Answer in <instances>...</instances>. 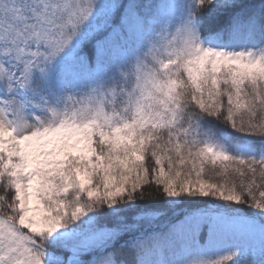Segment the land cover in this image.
<instances>
[{
  "label": "snow or ice",
  "instance_id": "obj_1",
  "mask_svg": "<svg viewBox=\"0 0 264 264\" xmlns=\"http://www.w3.org/2000/svg\"><path fill=\"white\" fill-rule=\"evenodd\" d=\"M0 264H264V0H0Z\"/></svg>",
  "mask_w": 264,
  "mask_h": 264
}]
</instances>
